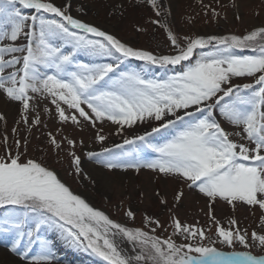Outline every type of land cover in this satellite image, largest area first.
Segmentation results:
<instances>
[{
	"label": "snow or ice",
	"instance_id": "snow-or-ice-1",
	"mask_svg": "<svg viewBox=\"0 0 264 264\" xmlns=\"http://www.w3.org/2000/svg\"><path fill=\"white\" fill-rule=\"evenodd\" d=\"M129 3L150 6L161 17L157 0ZM71 7V0L61 6L52 0H0V96L19 103L29 132L42 123L39 114L29 121V112L45 101L43 112L51 114L47 105L53 106L61 125L55 135L47 133L49 147L42 149L45 155L40 158L28 155V137L14 141V152L7 136L3 138L0 240L16 258L14 264H52L54 241L46 233H55L73 250L90 252L103 264H264V255L215 246L264 249V234L241 229L235 219L226 229L214 207L223 202L233 212L238 206L258 208L264 232V26L243 35L180 38L168 24L149 18L146 23L163 28L171 48V54H158L73 17ZM116 8L123 15V5ZM212 13L220 15L215 9ZM136 31L147 29L137 26ZM81 54L90 61L79 62ZM129 60L171 74L148 79L127 68ZM241 78L250 82L237 83ZM106 121L118 125L115 131L121 136L137 123H148L151 130L108 147ZM66 125L81 132L94 130L92 138L101 150L84 155L108 172L147 170L160 180L161 188L168 179L177 182L171 206L166 189L154 190L169 213L171 235H155L165 226L150 216H145L142 228L125 226L59 178L48 166L49 152L57 157L66 153L69 174L91 180L82 168L76 139L62 135ZM161 133L163 142L153 143ZM145 152L154 158H145ZM188 192L204 199L209 226L181 222L177 213ZM124 215L130 220L135 216L131 209ZM121 242L131 245V254Z\"/></svg>",
	"mask_w": 264,
	"mask_h": 264
},
{
	"label": "rangeland",
	"instance_id": "rangeland-1",
	"mask_svg": "<svg viewBox=\"0 0 264 264\" xmlns=\"http://www.w3.org/2000/svg\"><path fill=\"white\" fill-rule=\"evenodd\" d=\"M57 6H61L67 0H52ZM118 4L123 5V15H120ZM71 15L83 21L99 25L103 30L109 31L117 36L122 42H126L133 47L142 48L154 53L171 54V48L167 41L163 28L146 23L149 18L160 19L162 23L168 24L180 38L184 36H208V35H243L253 28L264 26V0H157V7L161 11V17H156L150 6L143 4L134 5L129 0H71ZM207 6V7H206ZM80 9V10H78ZM212 9H215L220 15L213 16ZM115 10V11H114ZM239 15L241 19L237 20ZM141 26L147 29L145 32H137L136 27ZM181 43H183L181 39ZM79 62L88 63L90 58L81 54L77 57ZM127 68L141 72L148 79L166 78L168 74L152 66H145L143 62L136 60L126 61ZM237 83L250 82L247 79H239ZM44 104H47L45 101ZM44 104L29 112V121L37 114L40 115L41 125L33 127L31 132L21 121L20 105L17 102H10L3 96H0V115L5 119L0 120V155L4 154L5 146L3 138H8V148L15 151L14 141L23 140L28 137L30 144L28 146V155L33 158L44 156L42 149L49 147L46 143L47 133L56 134L58 124L55 118L54 107L51 114L43 112ZM8 108H7V107ZM217 118L219 116L217 114ZM153 126L157 122H151ZM107 124V125H106ZM111 125L113 130L107 129ZM226 130L232 131V126L222 123ZM118 125L111 122H105L103 125L104 133L108 139L105 145L112 147L115 144L123 142L125 136L131 138L133 135L143 134L145 130L150 131L148 123H137L132 128H126L123 136L116 134ZM16 133H13V129ZM94 130L85 129L81 132L72 125L63 126L62 135L74 137L77 141V154L81 155L82 168L91 180L77 179L69 174V161L66 153L61 152L59 157L55 153L49 152L47 155L48 166L54 168L59 178L70 186L71 190L81 195L91 206L104 211L110 218L119 221L125 226L132 228H142L145 223V216L157 218L164 224V228L156 230L155 235L161 239L171 235L169 213L164 209L154 196V190L163 192L168 191L169 206L172 204V195L178 187L176 181L168 179L165 181V187L161 188L160 180L155 179L154 174L144 170L136 173L134 170H114V174L93 161L87 159L84 155L89 150L99 152L101 145L96 144L92 138ZM163 133L152 139L153 143L163 142ZM58 139L60 137H57ZM84 144L80 146V140ZM127 147V146H126ZM155 154L145 152L147 159L154 158ZM93 165L96 171L90 168ZM93 181L95 183H93ZM187 192V189H185ZM215 216L223 227H229V221L235 219L238 227L247 229L249 233L256 231L258 234H264L260 231L259 217L261 215L258 208L249 209L247 206H238L235 212L230 206L217 202L215 204ZM131 209L135 216L129 219L124 212ZM203 209V211L201 210ZM207 211L206 204L200 194L197 192H188L184 199L182 207L178 211V216L182 223L195 224L199 221L202 226H209L210 221L205 215ZM165 229H168L165 231ZM149 231V228H145ZM48 239L54 241V252L62 258H69L68 261H59L58 264H103L97 257L90 252L73 250L58 238L55 233L45 234ZM178 242L182 238H177ZM251 243V241H250ZM130 251L131 245L127 244ZM221 251H250L254 255H264V249L253 247L243 249L239 245L235 249L227 248L222 245H215ZM56 247V249H55ZM76 260H75V259Z\"/></svg>",
	"mask_w": 264,
	"mask_h": 264
},
{
	"label": "bare ground",
	"instance_id": "bare-ground-1",
	"mask_svg": "<svg viewBox=\"0 0 264 264\" xmlns=\"http://www.w3.org/2000/svg\"><path fill=\"white\" fill-rule=\"evenodd\" d=\"M169 1V0H168ZM146 33V32H145ZM7 107V106H6ZM8 108V107H7ZM107 125V124H106ZM107 129L112 131L113 128L111 125L107 126ZM90 168L94 171H96V168L93 165H90ZM52 234V233H49ZM120 247L126 252L131 254V251L127 245L126 242H121ZM56 249V247H55ZM38 253V249H34V253L33 254H37ZM69 258H62L60 255L55 254V259H53L52 264H58L59 261H68ZM75 259V258H74ZM16 258L11 256L9 254V252L7 251V247L6 244L3 240H0V264H14ZM76 260V259H75Z\"/></svg>",
	"mask_w": 264,
	"mask_h": 264
}]
</instances>
